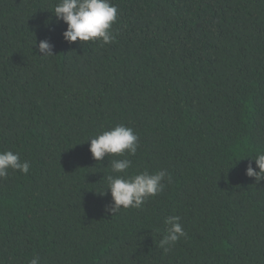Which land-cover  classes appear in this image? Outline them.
<instances>
[{
  "label": "trees",
  "instance_id": "trees-1",
  "mask_svg": "<svg viewBox=\"0 0 264 264\" xmlns=\"http://www.w3.org/2000/svg\"><path fill=\"white\" fill-rule=\"evenodd\" d=\"M59 2L0 0V151L30 163L0 179V264H264V179L245 174L264 153V0H111L109 44L66 41ZM121 123L136 154L95 160L90 137ZM124 158L172 181L112 214ZM171 215L187 235L165 252Z\"/></svg>",
  "mask_w": 264,
  "mask_h": 264
},
{
  "label": "clouds",
  "instance_id": "clouds-1",
  "mask_svg": "<svg viewBox=\"0 0 264 264\" xmlns=\"http://www.w3.org/2000/svg\"><path fill=\"white\" fill-rule=\"evenodd\" d=\"M54 13L58 20L67 24L63 37L70 43L77 39L82 42L101 39L103 44L113 43L116 40L112 25L117 21L118 8L111 0H60ZM38 47L43 53L41 56L54 55L53 45L48 40H41ZM90 138L89 149L97 161H101L106 154L124 155L127 152L128 155H135L139 146L138 134L123 123ZM254 159L259 171L253 168L250 160L245 174L254 177L259 182L264 179V153H258ZM131 164L132 161L127 158L112 162V172L123 174L107 177V188L110 189L112 203L106 211L112 214L121 208H140L147 198L164 190L165 179L168 183L172 181L171 175L163 169L155 173L144 170L134 175H128L126 170L130 168ZM29 168V161L22 160L18 152L0 151V179L8 177L9 169L27 174ZM99 194L105 195L106 193L100 191ZM180 221L181 218L177 215L167 216L164 220L167 225L166 235L160 240L159 247L165 252L168 251L169 246L187 235ZM29 264H40L39 257H33Z\"/></svg>",
  "mask_w": 264,
  "mask_h": 264
}]
</instances>
